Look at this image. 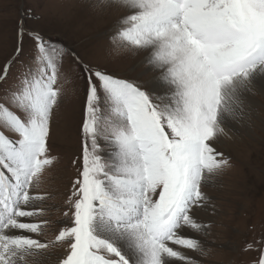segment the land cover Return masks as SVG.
Segmentation results:
<instances>
[{"label":"snow or ice","instance_id":"6c2138e0","mask_svg":"<svg viewBox=\"0 0 264 264\" xmlns=\"http://www.w3.org/2000/svg\"><path fill=\"white\" fill-rule=\"evenodd\" d=\"M91 6L124 10L109 54L143 52L141 67L157 73L152 90L85 63L28 27L39 17L21 9L17 46L0 67V264H27L57 245L58 264H200L182 249L207 254L188 231L208 232L196 215L210 199L202 186L232 166L216 145L230 120L252 111L245 94L264 90V0ZM66 56L83 85L82 148L63 227L45 242L49 221L38 218L50 197L37 189L57 160L49 141ZM253 233L242 251L264 264V231Z\"/></svg>","mask_w":264,"mask_h":264},{"label":"rangeland","instance_id":"374dc122","mask_svg":"<svg viewBox=\"0 0 264 264\" xmlns=\"http://www.w3.org/2000/svg\"><path fill=\"white\" fill-rule=\"evenodd\" d=\"M90 3L91 0H0V67L17 46L16 24L21 9L30 8L39 19L26 20L28 27L61 42L85 63L134 80L151 91V81L157 73L145 72L141 67L143 52L109 54V36L123 11L116 7L95 9ZM32 51V45L26 39L21 59L26 61ZM62 72L60 83L64 94L53 115L49 141L52 155L57 160L44 174L37 189L50 197L41 205L45 212L38 218L49 221L43 235L38 237L45 242L54 241L63 227L59 222L65 219L64 213L68 210L66 200L78 175L82 148L80 129L84 94L78 66L72 56L65 57ZM251 95L257 101L258 116L252 117L249 129L236 130L228 139L221 137L216 145L230 158L232 166L202 186L210 199L196 215L211 227L207 233L188 231V235L208 242L207 254L182 249L200 264H248L249 256L242 251L245 242L254 234L253 230L255 233L264 231V91L254 88ZM64 251L60 245L50 247L43 256L27 258V264H58Z\"/></svg>","mask_w":264,"mask_h":264},{"label":"bare ground","instance_id":"6f19581e","mask_svg":"<svg viewBox=\"0 0 264 264\" xmlns=\"http://www.w3.org/2000/svg\"><path fill=\"white\" fill-rule=\"evenodd\" d=\"M90 2V1H89ZM91 4V3H90ZM86 5V4H85ZM116 9H118L119 11H123L124 12V10L123 9H120V8H116ZM115 11V10H114ZM86 14V13H85ZM84 14V15H85ZM97 14H100V13H97ZM108 14V13H107ZM88 15H90V14H88ZM87 15V16H88ZM95 15V14H94ZM96 16V15H95ZM120 16V15H119ZM90 16H88V18H89ZM100 17V16H99ZM93 18V17H92ZM97 18V17H96ZM94 19V18H93ZM92 21V20H91ZM93 22V21H92ZM105 22V21H104ZM86 23V22H85ZM87 23H88V21H87ZM110 24V23H109ZM104 26V25H103ZM108 27V26H107ZM151 73V72H150ZM154 73V72H153ZM151 83H152V81H151ZM153 86V85H152ZM255 89H257V88H255ZM257 90H260V91H264V90H261V89H257ZM251 93H252V91L250 92V93H246L245 95H246V97H247V100H248V102L250 103V105H251V108H252V111L249 113V115H247L246 117H244V118H238L237 120H230L229 121V123H228V125L225 127V132L227 133V135H225V136H222L224 139H228L229 138V136H232L234 133H235V131L237 130V131H239V130H242V129H245V128H248L249 129V127H250V124H249V122L252 120V117L253 116H258V114H257V110H256V107H255V104H256V100L254 99V97L251 95ZM248 131V130H247ZM246 132V131H245ZM240 134V133H239ZM240 138V137H239ZM187 251V250H186ZM188 253V252H187Z\"/></svg>","mask_w":264,"mask_h":264}]
</instances>
